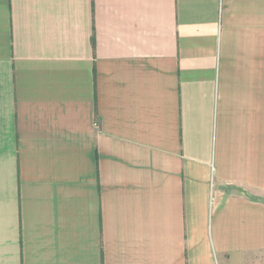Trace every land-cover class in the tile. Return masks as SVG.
Returning a JSON list of instances; mask_svg holds the SVG:
<instances>
[{
  "label": "crops",
  "instance_id": "0c3cea01",
  "mask_svg": "<svg viewBox=\"0 0 264 264\" xmlns=\"http://www.w3.org/2000/svg\"><path fill=\"white\" fill-rule=\"evenodd\" d=\"M264 0H0V264H264Z\"/></svg>",
  "mask_w": 264,
  "mask_h": 264
},
{
  "label": "trees",
  "instance_id": "16d2710c",
  "mask_svg": "<svg viewBox=\"0 0 264 264\" xmlns=\"http://www.w3.org/2000/svg\"><path fill=\"white\" fill-rule=\"evenodd\" d=\"M253 200H258L264 203V200H261V199L253 198Z\"/></svg>",
  "mask_w": 264,
  "mask_h": 264
}]
</instances>
